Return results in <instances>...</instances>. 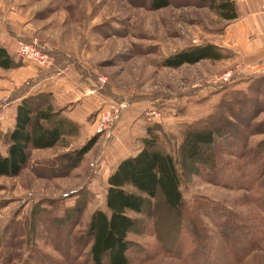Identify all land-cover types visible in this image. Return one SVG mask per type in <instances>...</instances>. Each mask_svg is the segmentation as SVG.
I'll use <instances>...</instances> for the list:
<instances>
[{"label": "rangeland", "instance_id": "rangeland-1", "mask_svg": "<svg viewBox=\"0 0 264 264\" xmlns=\"http://www.w3.org/2000/svg\"><path fill=\"white\" fill-rule=\"evenodd\" d=\"M233 1L237 17L227 21L199 0H171L156 10L132 0H0V47L13 60L10 68H0V115L8 119L11 99L44 72L61 69L89 84L98 103L81 133L68 121L71 134L32 152L17 176H0V264H91L83 233L91 213L106 209V180L116 161L138 152L148 127L177 157L183 133L205 127L212 116L222 118L228 133L215 145L218 157L250 162L255 185L250 191L234 187L229 171L215 178L220 165L190 163L185 171L179 166L181 214L194 229L160 195L147 200L140 214L128 213L136 220L127 234L130 264H264V160L256 162L264 157V23L238 12L244 0ZM22 44L46 53L50 67L22 58ZM204 44L215 45L221 58L175 68L162 63ZM28 65L40 76H25ZM15 70L25 74L10 89L6 81ZM228 71L229 80H222ZM109 103L117 107L115 117L98 131ZM149 108L158 116L148 117ZM130 111L132 120L125 116ZM5 135L0 134L2 152ZM92 137V147L67 170L61 155ZM238 147L244 148L243 160L236 156ZM233 215L236 227L221 230Z\"/></svg>", "mask_w": 264, "mask_h": 264}, {"label": "trees", "instance_id": "trees-1", "mask_svg": "<svg viewBox=\"0 0 264 264\" xmlns=\"http://www.w3.org/2000/svg\"><path fill=\"white\" fill-rule=\"evenodd\" d=\"M132 1L146 2L152 10L171 4V0ZM199 2L215 11L224 20L230 21L237 17L233 0H199ZM219 58L221 53L215 45L204 44L180 50L166 57L162 63L167 67L175 68L182 64H194L202 59ZM12 63L13 60L7 50L0 47V68L8 69ZM52 97L50 92L38 91L25 95L17 104L13 128L5 135V153L0 152V176H17L29 162L32 149L51 148L64 136L72 133L68 121L62 119L59 111L53 108ZM221 121V117L212 116L205 127L187 129L179 143L177 157L159 145L158 136L152 127L147 128L146 136L141 140L142 147L138 152L120 159L107 177L106 209H95L89 216L83 236L89 245L88 254L91 264L131 263L132 257L129 254L131 242L127 234L136 220L128 213L140 214L146 201L157 195L161 196L163 203L177 216L180 215L178 219L181 223L194 229L195 225H192V221L181 214L184 201L180 189L179 170H188L190 163L208 168L220 165V173L214 176L215 178L221 179L227 176L225 171H229L230 177L227 179L234 187H246L249 191L253 188L257 180L250 175L249 165H252L250 162L231 163L220 159L215 151V145L220 143L218 138L227 133L226 126ZM93 143L92 137L80 148L61 155L67 170L79 164ZM240 149L241 147H238L236 156L239 160H243L244 148ZM262 160H264L263 156L256 162ZM236 181L239 185H236ZM224 216L218 217L220 219ZM233 218L234 221L230 220L228 226L224 221L221 230L225 227L233 230L236 227L234 222L237 216L233 215L231 219ZM259 240L255 239L252 243L256 245Z\"/></svg>", "mask_w": 264, "mask_h": 264}, {"label": "crops", "instance_id": "crops-1", "mask_svg": "<svg viewBox=\"0 0 264 264\" xmlns=\"http://www.w3.org/2000/svg\"><path fill=\"white\" fill-rule=\"evenodd\" d=\"M237 8L239 13H248L247 15L250 14L255 17V21H257V23H264V1L259 3H255V2L250 3L248 0H244V2L241 5H239ZM28 66L31 69L26 70L25 76H33V77L40 76L39 73L35 71L37 70L35 67H32L31 65ZM59 71L60 72H55V73L47 72V71L44 72L46 74L44 75L42 74L34 86L24 91L22 94L15 96L13 99L9 101L10 117L6 119L4 115L5 112H3V114L0 115V134L1 132H4V134H6L8 131H10L13 128L16 106L20 102L21 98L27 94H31L37 91L50 92L53 96V101H52L53 108L55 110L62 109V111H60V117H62V119H65L66 121L73 122L74 124H76V126L78 125L80 127L79 132L81 133V129H83L81 128L83 122L85 121L86 117L92 111L95 110L98 104L97 99L94 96L93 89L89 88V84L82 82L80 77L78 78V74L74 73V71L70 69L69 70L61 69ZM22 72L23 71L15 70L14 75L12 73V77H10L8 81L5 80L6 84L10 86V89L18 88L19 86L18 78L20 77V75L25 74V73L20 74ZM7 90H8L7 87L4 88L5 92H8ZM133 113L134 111L127 112L125 115L126 118L132 120ZM93 131H94V125L88 127V132L93 134L92 133ZM47 149L50 148L32 149L31 154L32 152L35 151H44ZM5 150H6V146H5ZM5 150L4 152L2 151L0 152L4 154ZM136 153L137 151L134 153L122 155V157H120L116 161V164L120 159L134 155ZM114 167L112 168L110 173L113 171Z\"/></svg>", "mask_w": 264, "mask_h": 264}, {"label": "built area", "instance_id": "built-area-1", "mask_svg": "<svg viewBox=\"0 0 264 264\" xmlns=\"http://www.w3.org/2000/svg\"><path fill=\"white\" fill-rule=\"evenodd\" d=\"M18 53L22 58L26 57L28 59L35 60L39 65L43 67H50V65L52 64L51 59L46 53H42L35 50L32 47V45H28V44L20 45ZM230 76H231V72L228 71L224 73L223 76H221V79L227 81L229 80ZM111 104L112 103H109L107 108L104 109L103 111L102 119L98 123V128H97L98 131H102L103 129H106L107 126H109V124L111 123L112 119L115 117L114 115L117 111V107H113ZM146 115L148 117H152V116L156 117L158 116V113L154 108H149V111L146 112Z\"/></svg>", "mask_w": 264, "mask_h": 264}]
</instances>
